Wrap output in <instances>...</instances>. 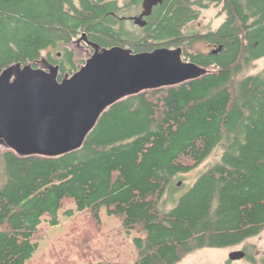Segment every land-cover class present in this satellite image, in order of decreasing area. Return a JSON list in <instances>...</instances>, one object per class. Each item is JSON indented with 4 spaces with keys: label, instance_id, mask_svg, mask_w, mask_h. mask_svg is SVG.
Masks as SVG:
<instances>
[{
    "label": "trees",
    "instance_id": "obj_1",
    "mask_svg": "<svg viewBox=\"0 0 264 264\" xmlns=\"http://www.w3.org/2000/svg\"><path fill=\"white\" fill-rule=\"evenodd\" d=\"M143 1L0 0V74L38 68L47 52L59 80L72 76L86 61L70 46L84 35L135 53L182 48L208 70L117 102L72 153L22 157L0 145V264H27L45 218L58 225L68 203L140 233L133 264H179L264 233V68L250 72L264 58V0H165L144 28L127 26L124 14ZM213 6L222 24L189 30ZM215 155L177 195L179 180Z\"/></svg>",
    "mask_w": 264,
    "mask_h": 264
},
{
    "label": "water",
    "instance_id": "obj_2",
    "mask_svg": "<svg viewBox=\"0 0 264 264\" xmlns=\"http://www.w3.org/2000/svg\"><path fill=\"white\" fill-rule=\"evenodd\" d=\"M165 0H144L128 20L144 28L146 18ZM84 41L93 53L72 76L59 80L60 67L21 64L0 74V145L22 157H60L82 148L102 114L117 102L149 90L201 78L208 70L185 60L183 49L135 53L120 46L102 48ZM180 186V184H179ZM245 258L244 251L230 261Z\"/></svg>",
    "mask_w": 264,
    "mask_h": 264
},
{
    "label": "rangeland",
    "instance_id": "obj_3",
    "mask_svg": "<svg viewBox=\"0 0 264 264\" xmlns=\"http://www.w3.org/2000/svg\"><path fill=\"white\" fill-rule=\"evenodd\" d=\"M127 0H121V5ZM140 10L125 13L124 17L140 14ZM224 21L220 8L211 7L202 12L201 18L192 24L189 30L207 31L217 29ZM130 21L127 26L134 27ZM77 53L78 60L87 61L92 52L83 43L75 42L70 46ZM215 48L199 43L194 50L212 52ZM47 52L39 62V68H46ZM86 64V62H85ZM264 68V58L257 61L252 73ZM213 156L209 161L192 173L179 180V195L193 183L201 171L216 160ZM141 236L137 231H126L120 218L109 216L106 211L101 213L100 220L93 218L91 212L77 210L75 204L68 203L59 213L58 225L51 224L49 217L40 226L39 237L35 240L38 248L27 264H99L102 262L133 264L138 258L135 239ZM245 249L250 261H230V254ZM179 264H264V233L248 239L241 245L226 249H202Z\"/></svg>",
    "mask_w": 264,
    "mask_h": 264
},
{
    "label": "flooded vegetation",
    "instance_id": "obj_4",
    "mask_svg": "<svg viewBox=\"0 0 264 264\" xmlns=\"http://www.w3.org/2000/svg\"><path fill=\"white\" fill-rule=\"evenodd\" d=\"M78 42V41H77ZM79 43V42H78ZM46 64H48L49 62L47 61V59H46ZM241 245V244H240ZM240 251H244L245 252V258L243 259L244 261H250L251 260V258H250V256H248V253L246 252V250L245 249H243V250H240ZM236 252V251H235ZM240 261H242V260H240Z\"/></svg>",
    "mask_w": 264,
    "mask_h": 264
}]
</instances>
